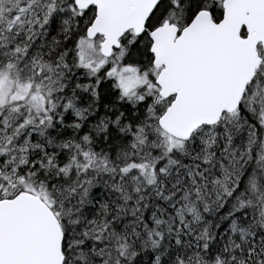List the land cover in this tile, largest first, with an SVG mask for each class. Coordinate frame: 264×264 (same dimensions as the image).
Instances as JSON below:
<instances>
[{
	"label": "snow or ice",
	"instance_id": "snow-or-ice-1",
	"mask_svg": "<svg viewBox=\"0 0 264 264\" xmlns=\"http://www.w3.org/2000/svg\"><path fill=\"white\" fill-rule=\"evenodd\" d=\"M0 264H264V0H0Z\"/></svg>",
	"mask_w": 264,
	"mask_h": 264
}]
</instances>
